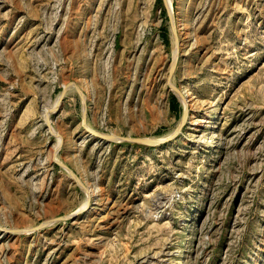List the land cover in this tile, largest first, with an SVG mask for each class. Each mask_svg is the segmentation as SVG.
Masks as SVG:
<instances>
[{"label":"rangeland","instance_id":"rangeland-1","mask_svg":"<svg viewBox=\"0 0 264 264\" xmlns=\"http://www.w3.org/2000/svg\"><path fill=\"white\" fill-rule=\"evenodd\" d=\"M0 264H264V0H0Z\"/></svg>","mask_w":264,"mask_h":264},{"label":"water","instance_id":"water-1","mask_svg":"<svg viewBox=\"0 0 264 264\" xmlns=\"http://www.w3.org/2000/svg\"><path fill=\"white\" fill-rule=\"evenodd\" d=\"M166 2V0H165ZM174 67V66H173ZM173 71V70H172ZM76 88L78 89V92L80 93V95L82 96V98L84 99V94L83 92L81 91V89L75 85ZM174 90L176 91L177 95L179 96V90H177V88L173 87ZM65 88L62 92V95L61 97L63 96V94L65 93ZM187 114V107L185 108L184 110V115H183V118H182V121H181V124L183 123L184 119H185V116ZM84 122H85V115H84ZM180 124V125H181ZM90 132L91 134L95 135V136H98L100 138H103V139H107V140H112V139H121V140H127V141H131V142H137V143H142V144H147V145H153V144H156V143H159V142H162V141H158L157 139H154V138H147V137H117L116 135L114 134H107V133H101V132H98V131H95V130H91L90 129ZM174 135H171L170 137H168L167 139H170L172 138ZM61 165L63 167H65L69 172L70 174L74 177V179L77 181V183L86 191V187L84 186V184L82 183L81 179L77 176V174L71 169L69 168L66 164L64 163H61ZM67 217H70L69 216H61V217H58L56 219H54L53 221H50L48 223H51V222H55V221H59V220H63ZM47 223V224H48Z\"/></svg>","mask_w":264,"mask_h":264},{"label":"bare ground","instance_id":"bare-ground-1","mask_svg":"<svg viewBox=\"0 0 264 264\" xmlns=\"http://www.w3.org/2000/svg\"><path fill=\"white\" fill-rule=\"evenodd\" d=\"M186 25V24H185ZM187 27V26H186ZM186 29V28H185ZM175 91V90H174ZM187 95L184 93V91H181V92H179V97H180V99L182 100V102L185 104V108L187 107V103H188V99H187V97H186ZM165 138H167V137H162V138H159V139H157L158 141H162V140H164ZM92 192V191H91ZM89 193H90V191H89ZM91 195H92V193H90ZM95 194V193H94ZM89 196V195H88ZM86 208H87V203H85L84 205H82L81 207H79V209L77 210L79 213L80 212H84L85 210H86ZM78 212H76V213H78ZM75 213V212H74ZM73 213V214H74ZM75 213V214H76ZM77 215V214H76Z\"/></svg>","mask_w":264,"mask_h":264}]
</instances>
